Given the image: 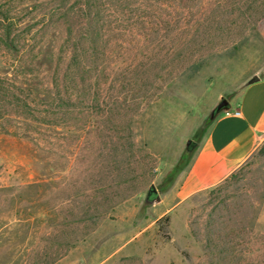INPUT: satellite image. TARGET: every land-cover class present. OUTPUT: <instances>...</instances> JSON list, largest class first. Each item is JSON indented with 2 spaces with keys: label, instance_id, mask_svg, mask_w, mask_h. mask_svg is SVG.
Masks as SVG:
<instances>
[{
  "label": "rangeland",
  "instance_id": "374dc122",
  "mask_svg": "<svg viewBox=\"0 0 264 264\" xmlns=\"http://www.w3.org/2000/svg\"><path fill=\"white\" fill-rule=\"evenodd\" d=\"M75 55L96 83L67 95ZM259 76L264 0H0V264H264V142L162 214Z\"/></svg>",
  "mask_w": 264,
  "mask_h": 264
},
{
  "label": "crops",
  "instance_id": "0c3cea01",
  "mask_svg": "<svg viewBox=\"0 0 264 264\" xmlns=\"http://www.w3.org/2000/svg\"><path fill=\"white\" fill-rule=\"evenodd\" d=\"M228 101L229 109L239 110L240 114L222 112L209 121L176 187L174 204L165 207L162 214L197 191L222 183L263 144L264 77L246 82Z\"/></svg>",
  "mask_w": 264,
  "mask_h": 264
},
{
  "label": "trees",
  "instance_id": "16d2710c",
  "mask_svg": "<svg viewBox=\"0 0 264 264\" xmlns=\"http://www.w3.org/2000/svg\"><path fill=\"white\" fill-rule=\"evenodd\" d=\"M91 62L92 60L86 59L83 56L81 57H79L78 55L73 56L70 59L68 69L65 71L63 77L60 79V83L57 82V88L59 86L62 87L63 89L62 91L64 93H67V95L68 93L71 94L74 91L77 92L79 88H80V90L78 91L79 93L83 91H90L92 89V86L95 85L96 83L95 81H93V70H94L95 60L93 61L94 62L93 65ZM78 79L80 80V82ZM70 94L69 97H67V95L65 96L64 102L69 103V101H71ZM156 198H157V194L154 195V199L151 200L148 199V200L154 202ZM82 218H87V216ZM91 222L95 224L97 221L96 219H93ZM52 262H50V264Z\"/></svg>",
  "mask_w": 264,
  "mask_h": 264
},
{
  "label": "water",
  "instance_id": "95a60500",
  "mask_svg": "<svg viewBox=\"0 0 264 264\" xmlns=\"http://www.w3.org/2000/svg\"><path fill=\"white\" fill-rule=\"evenodd\" d=\"M230 108V104H229V101L225 98V97H220L219 98V100H218V102L216 103V105L212 108V110L210 111V114H209V116H208V121H211V120H213L217 115H219L220 113H222V112H225V111H227L228 109ZM190 143V141L188 140L187 141V145ZM154 193V194H156V189L154 188V186L153 185H151V188L150 189H148V191H147V194H146V201H148L147 199H148V195L150 194V193ZM160 201V198L158 197V195H157V198L154 200V202L155 203H158ZM148 202H150V203H153L152 201H148Z\"/></svg>",
  "mask_w": 264,
  "mask_h": 264
},
{
  "label": "built area",
  "instance_id": "2783aa9c",
  "mask_svg": "<svg viewBox=\"0 0 264 264\" xmlns=\"http://www.w3.org/2000/svg\"><path fill=\"white\" fill-rule=\"evenodd\" d=\"M225 112L228 113V114H230V115H239L240 114V111L239 110H231V109H228Z\"/></svg>",
  "mask_w": 264,
  "mask_h": 264
}]
</instances>
